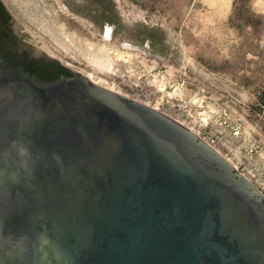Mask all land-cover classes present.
I'll return each mask as SVG.
<instances>
[{"label":"water","instance_id":"95a60500","mask_svg":"<svg viewBox=\"0 0 264 264\" xmlns=\"http://www.w3.org/2000/svg\"><path fill=\"white\" fill-rule=\"evenodd\" d=\"M69 70L38 84L0 65V264H264L259 190L187 128Z\"/></svg>","mask_w":264,"mask_h":264},{"label":"rangeland","instance_id":"374dc122","mask_svg":"<svg viewBox=\"0 0 264 264\" xmlns=\"http://www.w3.org/2000/svg\"><path fill=\"white\" fill-rule=\"evenodd\" d=\"M0 1L27 51L120 94L134 81L180 91L196 114L227 107L241 116L246 143L264 135V0L243 1L262 17L257 30L230 25L234 0ZM258 151L250 168L264 185Z\"/></svg>","mask_w":264,"mask_h":264},{"label":"built area","instance_id":"2783aa9c","mask_svg":"<svg viewBox=\"0 0 264 264\" xmlns=\"http://www.w3.org/2000/svg\"><path fill=\"white\" fill-rule=\"evenodd\" d=\"M127 87L129 92L127 94L121 93V95L150 107L187 128L212 148L224 136L221 129H226L228 135L232 137H238L242 134L241 116L236 112H230L227 107L218 106L216 112L196 114L193 109L194 103L184 99L180 91L173 95L167 94L160 92V86L155 87L134 81H129Z\"/></svg>","mask_w":264,"mask_h":264},{"label":"trees","instance_id":"16d2710c","mask_svg":"<svg viewBox=\"0 0 264 264\" xmlns=\"http://www.w3.org/2000/svg\"><path fill=\"white\" fill-rule=\"evenodd\" d=\"M243 1L245 0L233 1V15L229 18V23L235 29L248 26L257 30L262 23V17L248 10L243 11ZM0 6L4 7L1 1ZM19 49L15 44L8 46L0 41V64L17 76L28 78L34 83L49 84L58 82L62 77L70 78L74 75L55 59L45 56L33 57L26 49Z\"/></svg>","mask_w":264,"mask_h":264},{"label":"flooded vegetation","instance_id":"af4514ba","mask_svg":"<svg viewBox=\"0 0 264 264\" xmlns=\"http://www.w3.org/2000/svg\"><path fill=\"white\" fill-rule=\"evenodd\" d=\"M1 8H2V12L0 11V41L1 43L3 45H8V46L15 44L21 50H25L24 41L21 40L14 33V29L11 26V18H10L8 11L6 10L5 7H1ZM33 57H36V56H33ZM2 68L8 74H14L8 71L7 69H5L3 66ZM221 131L224 134V136L222 137V139L217 141L215 147L213 148L214 151L219 156H221L232 167L235 173L243 177L254 188H256L257 190H259V188L264 189V185H256L257 179H255V175L251 172V168H250L251 166H254L255 160L253 156H255V159H256V157L260 155V152L258 150H261L262 148H264V143L261 139V137L262 136L264 137V135H260L261 133H259L261 137L259 136V137L253 138L254 143L252 142V140H249L246 143V138L244 136L245 134L244 124H243L242 134L238 137L229 136L226 129L225 130L221 129ZM247 155H249V157H247ZM261 194L264 197V193L261 192Z\"/></svg>","mask_w":264,"mask_h":264},{"label":"bare ground","instance_id":"6f19581e","mask_svg":"<svg viewBox=\"0 0 264 264\" xmlns=\"http://www.w3.org/2000/svg\"><path fill=\"white\" fill-rule=\"evenodd\" d=\"M106 36L108 37V36H109V33H106ZM117 60H118V61H121V59H117ZM86 75H87V77H88L93 83L98 84V85H101V86H103V87H106V88L109 89V90L114 91V89L112 88V86L101 84L98 80L94 79V78H93V74H91V73H87ZM160 92H165V88H164V87H163V88H160Z\"/></svg>","mask_w":264,"mask_h":264}]
</instances>
